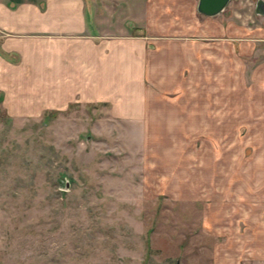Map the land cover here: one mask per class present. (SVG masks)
I'll return each instance as SVG.
<instances>
[{
  "label": "rangeland",
  "instance_id": "rangeland-1",
  "mask_svg": "<svg viewBox=\"0 0 264 264\" xmlns=\"http://www.w3.org/2000/svg\"><path fill=\"white\" fill-rule=\"evenodd\" d=\"M112 1L124 12L127 0ZM257 1L231 0L226 16L263 57ZM243 121L197 122L187 109L132 122L79 103L14 120L0 109V264H213L218 242L236 241L224 219L213 235L217 209L263 158L264 122Z\"/></svg>",
  "mask_w": 264,
  "mask_h": 264
},
{
  "label": "crops",
  "instance_id": "crops-1",
  "mask_svg": "<svg viewBox=\"0 0 264 264\" xmlns=\"http://www.w3.org/2000/svg\"><path fill=\"white\" fill-rule=\"evenodd\" d=\"M198 3L127 0L117 14L121 3L112 0H0L1 111L38 120L76 103L103 104L132 122L187 109L197 122H264L261 45L241 38L242 26L226 16L230 3L215 16ZM260 155L259 166L244 167L243 194L217 209L213 235H225L227 221L236 241L218 242L213 264H264Z\"/></svg>",
  "mask_w": 264,
  "mask_h": 264
},
{
  "label": "water",
  "instance_id": "water-1",
  "mask_svg": "<svg viewBox=\"0 0 264 264\" xmlns=\"http://www.w3.org/2000/svg\"><path fill=\"white\" fill-rule=\"evenodd\" d=\"M231 0H199L198 11L207 16H215L221 13ZM256 13L264 16V0H258Z\"/></svg>",
  "mask_w": 264,
  "mask_h": 264
}]
</instances>
